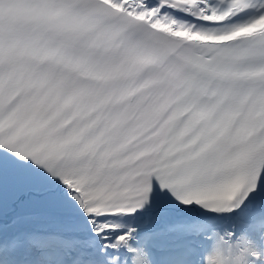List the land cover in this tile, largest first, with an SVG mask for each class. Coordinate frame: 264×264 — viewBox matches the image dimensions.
<instances>
[{"label":"snow or ice","instance_id":"1","mask_svg":"<svg viewBox=\"0 0 264 264\" xmlns=\"http://www.w3.org/2000/svg\"><path fill=\"white\" fill-rule=\"evenodd\" d=\"M0 264H264V0H0Z\"/></svg>","mask_w":264,"mask_h":264}]
</instances>
